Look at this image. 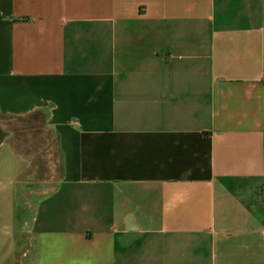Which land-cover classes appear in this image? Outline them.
<instances>
[{
  "label": "crops",
  "instance_id": "obj_1",
  "mask_svg": "<svg viewBox=\"0 0 264 264\" xmlns=\"http://www.w3.org/2000/svg\"><path fill=\"white\" fill-rule=\"evenodd\" d=\"M0 118V264H264V0H0Z\"/></svg>",
  "mask_w": 264,
  "mask_h": 264
},
{
  "label": "rangeland",
  "instance_id": "obj_2",
  "mask_svg": "<svg viewBox=\"0 0 264 264\" xmlns=\"http://www.w3.org/2000/svg\"><path fill=\"white\" fill-rule=\"evenodd\" d=\"M0 124L3 127V130L7 133V137L8 133L10 134V137H12L11 142H14L15 147L17 146V144H19L21 145L23 153L25 155L29 154L30 156L35 157V162H21L23 171L21 172L19 180L24 181L28 176H32L31 178H29V180L33 181L34 183L45 180L47 178L49 179L51 171L47 167V164L44 162V158L47 157V140L48 138H50V135H48V133L44 131L40 120L37 118H24L6 121L5 119L0 118ZM27 143H29L30 147L27 146ZM16 148L18 149V147Z\"/></svg>",
  "mask_w": 264,
  "mask_h": 264
},
{
  "label": "water",
  "instance_id": "obj_3",
  "mask_svg": "<svg viewBox=\"0 0 264 264\" xmlns=\"http://www.w3.org/2000/svg\"><path fill=\"white\" fill-rule=\"evenodd\" d=\"M6 139L7 133L3 130V127L0 124V147L5 143Z\"/></svg>",
  "mask_w": 264,
  "mask_h": 264
}]
</instances>
